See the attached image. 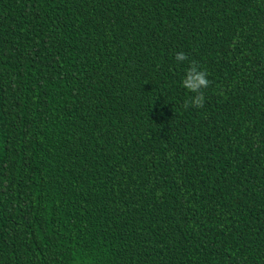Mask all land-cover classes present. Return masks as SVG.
<instances>
[{"label":"trees","instance_id":"1","mask_svg":"<svg viewBox=\"0 0 264 264\" xmlns=\"http://www.w3.org/2000/svg\"><path fill=\"white\" fill-rule=\"evenodd\" d=\"M0 264H264V0H0Z\"/></svg>","mask_w":264,"mask_h":264},{"label":"clouds","instance_id":"2","mask_svg":"<svg viewBox=\"0 0 264 264\" xmlns=\"http://www.w3.org/2000/svg\"><path fill=\"white\" fill-rule=\"evenodd\" d=\"M177 61L183 62L188 60V56L184 52H179L176 55ZM208 73L205 70H200L198 64L193 61L187 70L186 77L184 78L182 85L189 92L195 95L184 102V107L187 109L190 106L202 108L204 106L205 97L203 89H206L210 85V81L207 78Z\"/></svg>","mask_w":264,"mask_h":264}]
</instances>
